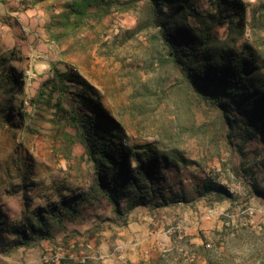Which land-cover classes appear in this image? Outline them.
Segmentation results:
<instances>
[{
    "label": "rangeland",
    "instance_id": "374dc122",
    "mask_svg": "<svg viewBox=\"0 0 264 264\" xmlns=\"http://www.w3.org/2000/svg\"><path fill=\"white\" fill-rule=\"evenodd\" d=\"M70 1L0 0V110L9 106L16 115L11 125L0 119L5 214L10 221L19 219L27 189L34 208L54 202L59 191L85 195L91 184V164L66 114L52 108L54 99L31 101L55 68L72 70L96 91L118 126L117 138L138 152L145 144L177 150L188 164L178 173L166 172L167 183L191 203L138 208L123 222L104 198L89 197L78 219L52 224L50 242L0 254V264H229L237 242L240 256L264 264V199L252 189L264 190V172L254 165L264 151L259 157L250 153L263 146L252 141L244 147L247 156L238 153L235 140L225 137L219 113L178 83L170 66L156 61L150 33L138 30L141 3L135 11L91 8V17L66 31L59 22ZM241 1L248 22L253 11L256 18L264 14V0ZM258 39L264 40L262 29L255 26L253 33L248 27L237 47ZM10 70L18 74V88L7 82ZM67 86H72L67 92L81 87ZM63 108H69L66 101ZM208 180L223 185L231 197L196 198L195 189ZM22 183L28 186L17 187Z\"/></svg>",
    "mask_w": 264,
    "mask_h": 264
},
{
    "label": "trees",
    "instance_id": "16d2710c",
    "mask_svg": "<svg viewBox=\"0 0 264 264\" xmlns=\"http://www.w3.org/2000/svg\"><path fill=\"white\" fill-rule=\"evenodd\" d=\"M138 3L142 4L138 30L150 33L156 61L170 66L179 75L178 83L219 113L225 137L235 140L238 153L247 156L245 145L256 141L263 147L250 153L259 157L264 151V65L261 64L264 40L243 44L242 48L237 47V42L243 40L248 27L255 33L258 26L264 33V14L256 18L253 11L248 22V9L241 0H71L59 24L70 31L92 16L91 8L98 10L96 13H107L113 7L135 11ZM17 78L18 74L10 70L7 82L11 89L20 86ZM67 84L81 87L67 92V88L72 87ZM65 93L72 98L66 100ZM9 97L6 103L11 101ZM43 99L55 100L52 108L66 114L67 125L83 144L85 157L91 164V184L85 195L59 191L54 202L34 208L27 198V192L32 190L27 189L26 202L15 221L9 220L0 205V254L40 241L50 242L52 224L60 226L78 219L89 197L104 198L123 222L138 208L154 211L191 203L185 192L173 191L165 175L171 171L178 173L188 164L182 155L177 150H158L152 144L143 145L138 152L135 146L117 138L118 126L109 110L78 74L70 69L61 72L55 68L53 77L43 83L31 101L41 104ZM65 101L68 110L63 108ZM2 112L5 114L3 119L0 116L2 123L11 125L16 115L9 106L0 110V115ZM259 158L254 165L264 172V158ZM27 186L22 183L17 187ZM253 187V194L264 199V190ZM195 193L198 199L213 197L214 202L231 197L223 185L210 180L195 189Z\"/></svg>",
    "mask_w": 264,
    "mask_h": 264
},
{
    "label": "crops",
    "instance_id": "0c3cea01",
    "mask_svg": "<svg viewBox=\"0 0 264 264\" xmlns=\"http://www.w3.org/2000/svg\"><path fill=\"white\" fill-rule=\"evenodd\" d=\"M239 245H240L239 242H237L235 249L231 248L232 249L231 252L234 251L235 254L234 256L232 255L229 264H251L250 258L247 255L244 256L239 255V251H238ZM252 262L253 264H259V260H257L256 258H252Z\"/></svg>",
    "mask_w": 264,
    "mask_h": 264
},
{
    "label": "built area",
    "instance_id": "2783aa9c",
    "mask_svg": "<svg viewBox=\"0 0 264 264\" xmlns=\"http://www.w3.org/2000/svg\"><path fill=\"white\" fill-rule=\"evenodd\" d=\"M3 1L4 3H12L14 0H1Z\"/></svg>",
    "mask_w": 264,
    "mask_h": 264
}]
</instances>
